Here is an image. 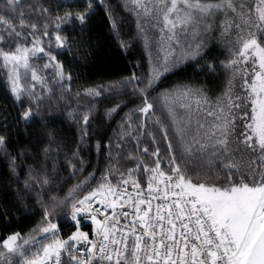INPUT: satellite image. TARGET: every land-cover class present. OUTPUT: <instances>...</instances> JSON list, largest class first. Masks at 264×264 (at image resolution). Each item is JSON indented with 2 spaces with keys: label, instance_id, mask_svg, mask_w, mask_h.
<instances>
[{
  "label": "snow or ice",
  "instance_id": "6c2138e0",
  "mask_svg": "<svg viewBox=\"0 0 264 264\" xmlns=\"http://www.w3.org/2000/svg\"><path fill=\"white\" fill-rule=\"evenodd\" d=\"M100 9L147 68L72 93L59 55L88 62ZM209 38L228 52L224 79L163 86L187 62L218 71ZM0 74L19 107L16 127L0 118V224L39 217L0 235V264H264V0H0ZM61 117L71 143L48 127Z\"/></svg>",
  "mask_w": 264,
  "mask_h": 264
},
{
  "label": "trees",
  "instance_id": "16d2710c",
  "mask_svg": "<svg viewBox=\"0 0 264 264\" xmlns=\"http://www.w3.org/2000/svg\"><path fill=\"white\" fill-rule=\"evenodd\" d=\"M115 3V0H113ZM122 11V10H121ZM127 18V22L123 27V38L127 39V33L129 30L134 31L135 26L132 23V18L128 16L127 13H123ZM104 14L102 9L98 10L97 15L93 18V54L88 58V62L85 63L84 52H77L75 49L71 53L67 50H62L59 59L62 60L66 67L72 70L73 81H72V93L77 91H82L83 89L99 83L101 81L110 82L113 80H118L124 76L131 74L132 71L139 72L140 69L136 68L137 63H143L144 68H147V53L143 50L141 44L136 43L126 51L121 49L118 46L120 37L111 33L109 31V25L107 24L106 18H103ZM67 35H74L72 29L69 25L64 26V33ZM208 56L210 58H216V64L218 71L216 73L202 72L198 66L187 62L185 65L178 69L175 74H168L166 79L162 80L163 86H169L172 83L179 81H190L198 85H210L214 81H222L225 77L224 69L220 67V61L224 60L228 56L227 50L214 38L208 41ZM39 64H43L44 60L41 59L37 61ZM204 61H201L203 64ZM206 71V70H205ZM113 99L104 100L103 104L100 105L101 109L104 106L110 105L113 103ZM118 99H127V97H120ZM26 100V98H25ZM83 103V101H81ZM53 106H55V101H52ZM76 104L73 101L72 107H75ZM59 110H67L66 105L61 104ZM19 111V107L15 104L14 100L11 98L6 84V77L0 74V118L5 113H10L9 116V125L10 127H16L12 117L15 113ZM128 111V109H125ZM124 113L121 112L120 116H123ZM120 117H116L118 121ZM19 127H23L20 125ZM49 128H55L58 131L60 136L66 137L67 142L71 143L75 136V128H70L68 122L63 121V118L57 119L54 123L48 125ZM116 125L113 123V128ZM2 130V129H0ZM111 134V130H109ZM12 139L19 140L20 143H24V136L21 132L17 137L13 134ZM87 156V153L85 154ZM62 159V157H61ZM92 163L97 166L99 169L96 172L97 178H99L101 172L104 170V158L100 156L99 158L95 153L91 156ZM93 171L92 168L88 169V172ZM8 167L7 163L0 158V186L4 185L8 180ZM85 173V175L88 174ZM74 182V181H73ZM31 207V204L29 205ZM23 209L19 212L16 210L12 211V218L9 222L8 227H5L3 224H0V235L8 234L12 231H21L27 232L30 228L35 226L38 216H22L21 213ZM63 227V225H61ZM83 230L91 231L90 223L83 220L82 221Z\"/></svg>",
  "mask_w": 264,
  "mask_h": 264
},
{
  "label": "rangeland",
  "instance_id": "374dc122",
  "mask_svg": "<svg viewBox=\"0 0 264 264\" xmlns=\"http://www.w3.org/2000/svg\"><path fill=\"white\" fill-rule=\"evenodd\" d=\"M209 40H211V38H209V39H208V41H209ZM214 40H215V41H217V39H216V38H214Z\"/></svg>",
  "mask_w": 264,
  "mask_h": 264
},
{
  "label": "built area",
  "instance_id": "2783aa9c",
  "mask_svg": "<svg viewBox=\"0 0 264 264\" xmlns=\"http://www.w3.org/2000/svg\"><path fill=\"white\" fill-rule=\"evenodd\" d=\"M85 221H87V220H85ZM87 222H89V221H87ZM90 223V222H89Z\"/></svg>",
  "mask_w": 264,
  "mask_h": 264
}]
</instances>
